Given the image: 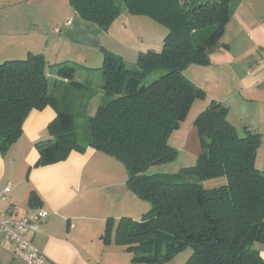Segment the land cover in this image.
<instances>
[{"label":"trees","instance_id":"obj_1","mask_svg":"<svg viewBox=\"0 0 264 264\" xmlns=\"http://www.w3.org/2000/svg\"><path fill=\"white\" fill-rule=\"evenodd\" d=\"M230 0H70L87 21L109 30L125 11L146 16L165 26L161 49L140 51L135 66L104 50L100 68L104 99L89 119L90 134L82 142L74 126L96 93L76 78L75 61L48 64L43 53L25 59L0 61V151H6L23 133L24 121L34 109L48 105L57 117L48 125L51 137L36 143V164L64 159L86 146L121 160L127 187L150 208L141 220H108L103 239L132 253V264H157L188 246L193 253L185 264H264L254 247L264 243V171L256 165L261 133L244 128L240 134L229 119V109L212 101L196 118L202 152L195 164L177 175L148 174L151 165L175 160L178 150L169 142L205 90L184 74L190 64L205 65L208 51L221 39L229 20ZM56 66L67 90L52 84L47 67ZM92 69V68H91ZM95 70V69H94ZM159 71V72H158ZM158 72L150 83L148 76ZM79 92L84 100L76 101ZM71 109H61L59 104ZM60 110H59V109ZM86 109V110H85ZM84 112V113H83ZM225 178L220 185L205 186ZM32 192L30 203L37 205Z\"/></svg>","mask_w":264,"mask_h":264},{"label":"crops","instance_id":"obj_2","mask_svg":"<svg viewBox=\"0 0 264 264\" xmlns=\"http://www.w3.org/2000/svg\"><path fill=\"white\" fill-rule=\"evenodd\" d=\"M141 17L146 16L123 11L106 31L84 20L70 0H0V60L30 53H43L49 65L83 58L80 64L85 67L81 69L94 75V69L103 64L106 49L124 60L130 56L136 64L140 51L156 48L161 42L131 44L125 37L122 31L128 30L129 23L148 21ZM224 28L221 39L208 51L209 62L190 64L184 70L206 96L194 101L169 142L178 150L175 160L184 167L195 164L202 152L196 118L217 101L228 107L230 121L238 130L243 128V134L245 127L261 133L255 165L264 171V0H230ZM47 71L57 80L58 89H68L66 79ZM87 77L85 82L96 90L90 99L98 97L99 105L104 99V79L95 86ZM56 117L57 110L51 105L32 110L24 121L22 136L6 151H0V191L8 184L12 186L0 202V214L15 211L21 217L40 208L50 212L30 235L47 256V264H132V253L113 237L105 242L102 236L108 220L115 226L124 216L141 220L150 203L127 187L128 174L121 160L91 146L72 150L62 160L36 164L40 158L36 143L48 133V124ZM32 192L39 197L37 205L30 203ZM254 247L264 259V243ZM0 264H28L14 256L2 235Z\"/></svg>","mask_w":264,"mask_h":264},{"label":"rangeland","instance_id":"obj_3","mask_svg":"<svg viewBox=\"0 0 264 264\" xmlns=\"http://www.w3.org/2000/svg\"><path fill=\"white\" fill-rule=\"evenodd\" d=\"M144 18L148 21H145L143 24L139 25L138 23H136L135 21L131 22L128 24V30L122 31L123 34L125 35L126 38H129L130 43L131 44H139L141 45L142 42L146 43H156V41L158 39H160L159 41L160 44L156 46L155 49H161L162 44L164 43V38L166 36V34L168 33V29L161 25L156 23L155 21H153L150 18H146V17H141ZM165 33V34H164ZM122 35V33H121ZM161 37V38H160ZM122 47V46H121ZM120 46H118V49H121ZM121 51V50H120ZM27 58V56H22V57H18L15 59H25ZM83 59V58H82ZM81 58H79V60H77V63H80V61H84ZM87 59V58H86ZM90 58V61H93V59ZM1 62L4 61L3 59L0 60ZM103 61V60H102ZM126 64L128 65V67H133L135 66L134 63H132V59L130 58V56L127 57ZM76 62V61H75ZM53 64H55V62H51ZM92 63L91 65H97L94 64L96 62H90ZM103 63V62H102ZM84 65V64H83ZM82 68V67H81ZM79 69L76 78L80 81H85L88 79L87 76L90 77V79L94 82V85L97 86V84H100L103 81V75L100 72L99 69H95L94 70V75H90L88 73H85L84 68ZM50 70V72L52 74H56L57 70H56V66L54 67H47V70ZM159 72V71H158ZM158 72H155L153 75L148 76V78L146 79L145 82L150 83L153 79H155L156 77H158ZM48 73V71H47ZM185 74V73H184ZM49 76V80H50V88L52 87V84L55 82V77H53L52 75H48ZM56 76V75H55ZM73 92V91H72ZM82 96H79L78 99L76 98V101L80 100H84L83 98H81ZM97 98L98 97H93L92 99L88 100V106L86 107V112L84 115H81L79 117L75 118L74 121V126L76 131H78V137L79 139L84 142L87 139V136L90 134V122L89 119L93 116V113L96 112L97 110ZM59 107L61 109L65 108V109H71L68 108V106L63 103V104H59ZM59 109V108H58ZM60 110V109H59ZM84 113V112H83ZM238 131H240V134H243V128L239 129ZM48 133L46 135L49 134V136H44L41 141H45L47 139H49V137H51V133L50 130L48 129L47 131ZM185 164H182L181 161L178 160H171L168 162H163V163H158V164H154L151 165L149 167V169L147 170L148 174H155V173H161L163 175H177L179 173V171H181L182 168H184ZM193 165V164H189ZM187 167V166H185ZM225 181V178H219L217 180L214 181V183L212 182H205V186L207 187H211L214 185H220ZM193 249L192 246H188L186 248H184L183 250L181 249V251L179 253H177L173 258L162 262V263H157V264H185L186 261L191 257L192 253H193ZM132 257V256H131Z\"/></svg>","mask_w":264,"mask_h":264},{"label":"built area","instance_id":"obj_4","mask_svg":"<svg viewBox=\"0 0 264 264\" xmlns=\"http://www.w3.org/2000/svg\"><path fill=\"white\" fill-rule=\"evenodd\" d=\"M11 189V184H8L0 191V202L7 198ZM49 215L45 208L21 217L15 211L0 214V235L11 244L14 256L28 264H47V256L32 242L30 235L39 229L40 223Z\"/></svg>","mask_w":264,"mask_h":264}]
</instances>
